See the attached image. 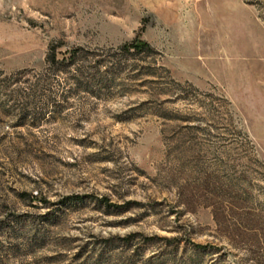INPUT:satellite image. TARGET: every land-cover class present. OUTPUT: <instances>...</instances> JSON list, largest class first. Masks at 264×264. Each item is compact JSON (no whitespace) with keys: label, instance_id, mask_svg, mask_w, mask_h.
Listing matches in <instances>:
<instances>
[{"label":"rangeland","instance_id":"rangeland-1","mask_svg":"<svg viewBox=\"0 0 264 264\" xmlns=\"http://www.w3.org/2000/svg\"><path fill=\"white\" fill-rule=\"evenodd\" d=\"M135 42L33 122L0 89V264H264V0H0V79Z\"/></svg>","mask_w":264,"mask_h":264},{"label":"trees","instance_id":"trees-1","mask_svg":"<svg viewBox=\"0 0 264 264\" xmlns=\"http://www.w3.org/2000/svg\"><path fill=\"white\" fill-rule=\"evenodd\" d=\"M139 51L147 52L149 48L143 42L122 45L117 51L89 50L77 46L67 50L66 55L57 57L55 46H50L45 55L43 72L28 75L26 70H19L14 75L1 78L0 82H3V85H0V89L10 96L12 90L10 91L7 87L23 82L25 86L22 92L23 102L18 107L19 116L23 119L29 118L33 122L37 119L36 102L41 101L44 109L47 110L46 108L55 104L59 97L66 98L82 91L91 95L95 94L106 86L108 80L115 78L114 67L119 62V58H116L118 55ZM60 75H62L61 78ZM52 82H56L58 86L61 83L63 85L67 83L68 86L66 89L59 86L60 90L55 91L51 89ZM97 201L117 208L107 203L105 198L97 199Z\"/></svg>","mask_w":264,"mask_h":264}]
</instances>
